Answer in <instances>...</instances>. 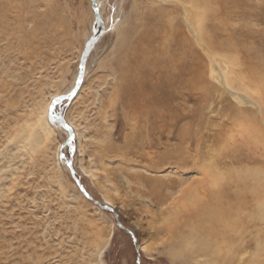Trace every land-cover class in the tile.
Wrapping results in <instances>:
<instances>
[{
  "label": "rangeland",
  "instance_id": "obj_1",
  "mask_svg": "<svg viewBox=\"0 0 264 264\" xmlns=\"http://www.w3.org/2000/svg\"><path fill=\"white\" fill-rule=\"evenodd\" d=\"M100 1L106 33L90 52L78 100L73 106L71 101L61 106L64 117L69 119L71 113L80 131V139L74 138L71 152L67 148L63 152L67 157L71 154L73 168L93 199L104 202V197H109V206L118 221L133 233L137 246L143 243L154 250L148 255L139 246L136 249L114 214L81 193L59 153L54 159L55 145L63 142L67 133L55 131L53 143L37 146L25 137L32 108L61 86L60 67L64 63L72 65L69 80L72 78L78 48L80 44L84 46L92 32L93 21L83 38L89 25L86 19L93 12L90 0H0V264H183L168 254L170 240L160 230L158 206L146 195L148 188L131 176L143 173L166 179L168 175L179 178L182 174L186 182L180 186L184 187L198 174L190 166L148 172L121 156L124 146L133 139V127L124 119L121 104L114 98L121 82L114 66L120 57L121 45L115 35L119 28L135 29L131 43L150 29L149 34L156 39L152 42V62L162 65L161 71L166 67L176 74L185 66L190 70L198 59L201 97L198 104L187 100L184 111L187 116L198 114L190 123L194 125L186 126L187 131L199 130L202 144L198 165L215 154L219 159L231 156L237 160L232 169L245 165L264 173V147L243 130L246 122L233 119L241 104L220 85L217 67L210 62L205 43L196 45L186 27L179 39L167 33V26L164 35L163 30L162 34L156 33V24H163L164 19L159 22L152 11L159 6L153 0ZM163 3L170 9L174 4ZM211 4L204 26L219 66L224 71L235 70L238 77L253 71L254 82L264 85V0H214ZM226 58L236 62L231 64ZM189 70L184 71L185 79L191 76ZM251 90L244 92L249 94ZM251 115L245 117L249 119ZM175 130L169 139L171 146L176 144ZM107 142L114 148L103 153L101 146ZM82 167H89L95 176L89 177ZM180 186L170 190L173 196ZM110 229L112 235L105 244Z\"/></svg>",
  "mask_w": 264,
  "mask_h": 264
},
{
  "label": "bare ground",
  "instance_id": "obj_2",
  "mask_svg": "<svg viewBox=\"0 0 264 264\" xmlns=\"http://www.w3.org/2000/svg\"><path fill=\"white\" fill-rule=\"evenodd\" d=\"M95 1L104 25V33H106V19L102 14L103 4L100 0ZM168 1L174 3L171 9L163 5V2ZM212 1L214 0H153L152 3L159 4V6L157 5L154 10H152V7L149 9L156 13L159 22H161L160 18L164 19L161 22L163 24H156L155 32L162 34L161 30H163L164 35L167 26L169 28L167 33L170 32L173 38H177L183 36L182 29L186 27L196 45L205 43L210 62L217 67L220 85L233 100H237L241 104L238 109L236 108L233 119L235 121L240 119L241 123L246 122L243 130L255 139L254 142L264 147V85L257 81L254 82L256 77L253 71L238 77L235 75V70L224 71L223 67L219 66V61L213 55V46L210 39L207 38L208 34L204 26L207 23L204 20L208 17V11L212 10L210 5L214 4H211ZM174 12H176V15L173 16ZM93 18L94 13H89V17L86 19L89 25L88 29H84L83 38L88 35L89 26L92 21L94 23ZM213 18L211 19L213 20ZM124 28L122 29L124 30ZM122 29L119 28L115 33L121 46L120 57L116 60L114 66L121 82L114 98L118 99L121 104L124 119L133 127V134L131 133L133 139L127 146H124L121 156L125 157L126 160L135 162L137 166L148 172H159L165 168H170V166H174L179 170L190 166L196 168L198 174L197 178L187 181L188 183L184 187L180 186L186 182L182 174H179V178L168 175L166 179L164 177L147 176L143 173L131 176L138 184L148 188L145 191L146 195L154 199L155 205L158 206L160 230L167 234L170 240L168 246L169 256L172 260L181 259L183 264H264V173L245 165L239 169H232V166H234L232 164L237 160H234L231 156H228L229 160H227V156H221L222 159L221 157L219 159L215 154H210L207 160L202 159L206 162L203 161L202 165L200 164L201 166L198 165L199 150L202 144L200 135L197 134L199 130H196V128L194 130L197 132L189 130V127L194 125L190 123L197 113H191L192 115L189 116L184 113L187 100L195 103L199 100L200 87H202L200 83L202 81L197 69L198 59L190 70L185 66L186 68L182 67L176 74L165 70L166 67L161 71L162 65L160 66L155 61L152 62V55H154L152 42L155 38L153 34H149L150 29L149 33L148 31L145 33L140 32L141 35L139 34L136 43H131L134 36H132V31L135 29L124 31ZM136 33L138 32L136 31ZM163 35L161 37L165 38ZM165 41H167V38H165ZM82 48L83 46L80 44L76 56L77 61L74 65L77 70ZM166 49L164 48V50ZM231 59L226 61L231 64L236 62ZM65 65L64 68L60 67L64 72H61L63 74V81L60 84L62 87L60 86L55 92H49L48 97L43 102L36 104L32 108L34 109L32 114L30 113L33 117L28 124L30 129H27L25 137L35 146L48 142L53 143L57 135L55 131L67 133L56 123L50 122L48 118L51 100L55 96L66 94L75 84L78 71L75 69L71 74V80H69L72 65L70 66L69 63ZM177 66L176 68H179ZM185 70L186 72L189 70L191 73L188 79L184 78ZM83 87L84 82L81 83L76 94L70 100L71 102L69 101L71 105L78 100ZM236 88L243 91H236ZM249 88L253 92L245 94L244 90ZM64 102L66 103V101ZM113 102L115 103V100ZM194 107L192 110H194ZM196 107V110H198V106ZM248 114H252L249 119L245 117H248ZM62 116L72 127L74 138L80 139L78 124L72 114L69 113V119H66L63 114ZM186 118H188L187 121ZM238 122L236 125L240 124ZM187 125H190L188 127L189 131L186 130ZM174 128L178 130L176 131ZM172 130H175L176 144L174 146H171L172 143L169 144ZM225 130L227 129L225 128ZM63 142L57 141L54 149V159L60 152ZM104 145L101 146L103 153L114 148L108 142ZM192 149L193 152H190ZM202 160L200 159V161ZM81 169L89 177L93 178L95 176L89 167H82ZM178 186H180L177 189L179 195L173 196L170 190ZM171 194L173 197L167 204L166 201H169L168 198ZM104 202L107 205L111 204L110 198L107 196L104 197ZM165 204L167 205L162 210V206ZM96 208L98 209V207ZM111 235L112 231L110 229L105 244L111 238ZM138 246L148 255H150V251L154 250L153 247H147L143 243H139ZM99 263L102 264V261Z\"/></svg>",
  "mask_w": 264,
  "mask_h": 264
},
{
  "label": "water",
  "instance_id": "obj_3",
  "mask_svg": "<svg viewBox=\"0 0 264 264\" xmlns=\"http://www.w3.org/2000/svg\"><path fill=\"white\" fill-rule=\"evenodd\" d=\"M90 6H91L93 13H94L93 30H92V34L85 41L82 52L80 54L79 61H78V70H77L78 73H77V76L75 79V84H74L73 88L69 92H67L66 94L58 95L60 97L59 102L53 103V101L55 100V98L57 96H55L51 100L50 104H52V111L50 113L48 110V118H49L50 122L56 123L60 128H63L67 132V137L61 146L59 156H60L61 160L64 162V164L67 166L71 177L73 178L75 184L80 189L81 193L86 198H88L89 200H92L95 204H97V206L99 208H102L104 210H108V211L112 212L116 218L117 224L120 227H122L130 235V237L132 238V240L134 242L135 248L138 249V246L136 244V238L134 237L133 233L128 228L124 227L118 221V216L112 207L107 205L105 202H100V201L93 199V197L86 191L84 186L81 184L80 179L76 174V171L73 168L71 154L67 157L63 152V149H65V148H67L69 150V152H71L72 142L74 140V131H73L72 127L63 118L62 112H61V106L67 104L73 98V96L76 94V91L79 89V87L83 81V75H84V71H85V67H86V62H87V59L90 55V52L93 50L94 45L97 43V41L104 34V29H103L104 25H103V22H102L96 1L90 0ZM64 101H66V103ZM65 125H68V127H65ZM70 138H71V143H69Z\"/></svg>",
  "mask_w": 264,
  "mask_h": 264
},
{
  "label": "snow or ice",
  "instance_id": "obj_4",
  "mask_svg": "<svg viewBox=\"0 0 264 264\" xmlns=\"http://www.w3.org/2000/svg\"><path fill=\"white\" fill-rule=\"evenodd\" d=\"M59 100H60V97L57 96L55 100L53 101V103H57L59 102ZM51 111H52V104L49 105V112L51 113ZM65 127H68V125H65ZM69 143H71V138L69 139Z\"/></svg>",
  "mask_w": 264,
  "mask_h": 264
}]
</instances>
